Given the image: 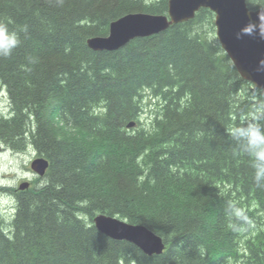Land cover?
<instances>
[{
  "label": "trees",
  "instance_id": "16d2710c",
  "mask_svg": "<svg viewBox=\"0 0 264 264\" xmlns=\"http://www.w3.org/2000/svg\"><path fill=\"white\" fill-rule=\"evenodd\" d=\"M167 12L168 0H0L20 38L0 58V143L50 163L37 186L0 187L16 202L12 219L0 210V264H264V188L226 133L264 91L222 49L214 13L117 51L88 46L124 15ZM229 202L251 225L228 226ZM100 214L147 227L164 252L107 237Z\"/></svg>",
  "mask_w": 264,
  "mask_h": 264
},
{
  "label": "water",
  "instance_id": "95a60500",
  "mask_svg": "<svg viewBox=\"0 0 264 264\" xmlns=\"http://www.w3.org/2000/svg\"><path fill=\"white\" fill-rule=\"evenodd\" d=\"M201 9L215 15L216 35L219 43L241 77L264 91V8L250 9L247 0H168L164 15L130 13L110 25L109 35L88 40L94 51H117L137 38H146L165 31L174 24L193 20ZM49 161L36 158L32 170L40 177L46 174ZM28 182L20 185L21 190ZM96 228L117 240L129 241L147 255H160L165 250L162 238L148 228L99 215Z\"/></svg>",
  "mask_w": 264,
  "mask_h": 264
},
{
  "label": "clouds",
  "instance_id": "9594fccd",
  "mask_svg": "<svg viewBox=\"0 0 264 264\" xmlns=\"http://www.w3.org/2000/svg\"><path fill=\"white\" fill-rule=\"evenodd\" d=\"M22 31L27 32V27ZM19 45L18 33L0 24V58L10 57ZM226 133L236 143L238 151L248 157L255 185L264 188V101L253 103L247 117L240 124L229 126ZM225 219L233 228L237 222L241 226L252 223L243 209L232 202L225 208Z\"/></svg>",
  "mask_w": 264,
  "mask_h": 264
},
{
  "label": "rangeland",
  "instance_id": "374dc122",
  "mask_svg": "<svg viewBox=\"0 0 264 264\" xmlns=\"http://www.w3.org/2000/svg\"><path fill=\"white\" fill-rule=\"evenodd\" d=\"M150 101V97L145 98V103ZM153 102V100H151ZM0 108L5 113L8 111V96L5 92H0ZM148 113L142 117L143 123L146 122ZM5 150H0V187L19 189V185L28 180L32 182V187L39 184L36 182V175L31 169L32 162L37 154L32 148L26 152H13L10 148L3 146ZM36 182V183H35ZM13 191L12 189H10ZM11 191H0V210L7 216V220L12 219L16 202Z\"/></svg>",
  "mask_w": 264,
  "mask_h": 264
},
{
  "label": "bare ground",
  "instance_id": "6f19581e",
  "mask_svg": "<svg viewBox=\"0 0 264 264\" xmlns=\"http://www.w3.org/2000/svg\"><path fill=\"white\" fill-rule=\"evenodd\" d=\"M109 35V34H108ZM107 35V36H108ZM96 37H102V36H96ZM103 37H106V36H103ZM92 38H94V37H92ZM91 39V38H90ZM89 40V39H88ZM88 42V41H87ZM90 48V47H89ZM93 50V49H92ZM1 107V106H0ZM101 215V214H100ZM99 215H97L96 217H98ZM105 216H107V217H111V218H116V217H112V216H108V215H105ZM95 217V218H96ZM95 218L93 219V221H94V224H95ZM116 219H118L119 221H122V222H125V223H128V224H131V223H129V222H127V221H125V220H122V219H119V218H116ZM136 226H140V227H143V228H147V227H145V226H143V225H136ZM151 231V230H150ZM151 232H153V231H151ZM102 233V232H101ZM154 233V232H153ZM105 235V234H104ZM107 236V235H106ZM107 237H109V236H107ZM109 238H111V237H109ZM111 239H113V238H111ZM113 240H115V239H113ZM126 241V240H125ZM126 242H128V243H131V242H129V241H126ZM131 244H133V243H131ZM134 245V244H133ZM136 246V245H135ZM137 247V246H136ZM138 248V247H137ZM147 255V254H146ZM148 256H153V255H148Z\"/></svg>",
  "mask_w": 264,
  "mask_h": 264
},
{
  "label": "flooded vegetation",
  "instance_id": "af4514ba",
  "mask_svg": "<svg viewBox=\"0 0 264 264\" xmlns=\"http://www.w3.org/2000/svg\"><path fill=\"white\" fill-rule=\"evenodd\" d=\"M3 146H5L4 144H2V143H0V150H5L6 148H4ZM31 184H32V182H31ZM16 189H17V187H16Z\"/></svg>",
  "mask_w": 264,
  "mask_h": 264
}]
</instances>
